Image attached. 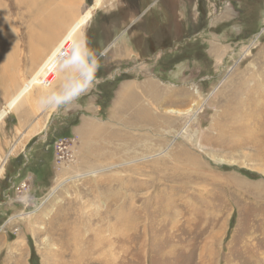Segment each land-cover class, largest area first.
<instances>
[{
	"label": "rangeland",
	"instance_id": "obj_1",
	"mask_svg": "<svg viewBox=\"0 0 264 264\" xmlns=\"http://www.w3.org/2000/svg\"><path fill=\"white\" fill-rule=\"evenodd\" d=\"M133 1L0 0V264H264V0H161L158 34L146 26L147 49L118 64L106 52L124 20L150 21L125 18L148 2ZM59 11L74 58L59 41L41 79L30 39ZM133 78L162 102L140 92L147 110L124 125L70 132L110 121L114 85Z\"/></svg>",
	"mask_w": 264,
	"mask_h": 264
},
{
	"label": "crops",
	"instance_id": "obj_2",
	"mask_svg": "<svg viewBox=\"0 0 264 264\" xmlns=\"http://www.w3.org/2000/svg\"><path fill=\"white\" fill-rule=\"evenodd\" d=\"M99 0H96V5L98 4ZM135 1V0H134ZM132 3V6L135 5L137 2ZM139 3H141L142 0H138ZM147 5L145 8L141 9H132L130 11H124L126 13L125 18H142L143 20H146L147 18L150 19L146 23V25H140L138 27H133V24H136V21H133L131 23H123L122 31L119 30L116 32L115 36L113 37L112 44H110L109 48L107 49V52L109 55L107 58H111L112 61L120 60L118 64L121 63H128L135 58L134 56L140 55V51L144 50L147 47L145 44L148 43L147 37L148 34L144 31V28L146 26L150 25V28H154L151 35L156 36L157 30L155 28L156 24L152 21L153 18L158 19L159 24H162L163 17H166V7L165 4H162V1L160 0V5L162 6L161 9H155L157 6V3H159V0H147ZM127 5V0H126ZM138 3V5H139ZM166 3V2H165ZM128 13V15H127ZM151 14V15H150ZM149 16V17H148ZM138 20V19H137ZM66 19L65 14L61 13L59 11V15H56V13L50 18L49 24L54 25L53 32L50 33L49 29H46L47 26H49L48 22L46 23L45 20L42 21V26L34 27L33 29H37L36 35L34 37H31L30 39V72L35 71V69L40 66L43 61L46 59V57L49 55L52 48L61 40H59V37L61 33L65 31L66 34ZM132 24V25H131ZM46 30V31H45ZM161 33V31H160ZM64 34V35H65ZM54 42V43H53ZM90 51L92 52L94 47L90 44ZM104 53V54H106ZM103 54V55H104ZM93 55V54H92ZM99 57H92L91 63H96ZM37 59V60H36ZM117 62H114V64ZM136 68H139V66H133L129 68V71H135ZM128 72V71H127ZM149 82V81H148ZM146 82V83H140V79L133 78V79H126V80H120L118 81L113 88L112 96L109 100V104L105 109V119L108 118L110 121H96L91 116H80L78 118V122L75 126H73L70 129V132L72 134L81 135L82 129L85 125H120L123 123L122 119L118 116H121L123 111L127 112L128 107L131 109V105L135 106V114L137 115L139 112H142L143 110H147V106L139 104L140 99V92H143L144 94H149L151 96L152 103H160L162 102L161 95L156 92V85L152 84L153 82ZM53 100V99H52ZM76 103V102H75ZM87 107L90 108L91 111H94L95 108L98 106H93L90 102L86 104ZM94 107V108H93ZM93 108V109H91ZM100 109V108H98ZM152 115V114H151ZM154 116H156L154 114ZM114 117V118H113ZM117 118V119H116ZM19 120H23L22 117L19 118ZM116 120H119V123L116 122ZM32 125V124H31ZM121 125H124L121 124ZM44 128V125L42 127L36 125L35 127L30 126L31 133L33 134L30 136L29 140L36 137L38 134L42 133Z\"/></svg>",
	"mask_w": 264,
	"mask_h": 264
},
{
	"label": "built area",
	"instance_id": "obj_3",
	"mask_svg": "<svg viewBox=\"0 0 264 264\" xmlns=\"http://www.w3.org/2000/svg\"><path fill=\"white\" fill-rule=\"evenodd\" d=\"M258 34V33H257ZM256 34V35H257ZM264 35V12H263V17L261 18V27H260V32L259 34L254 38L253 43L260 38V36ZM70 43L64 42L62 45V55H64V57H68L71 55V53L73 52L72 47H69ZM65 63V62H64ZM54 73H50L49 75H47L44 79L45 84L50 87L53 83V79H55V76L52 79V82H50L47 77L52 75ZM63 141L56 143V149H57V153L55 154V159H56V163L58 165H62L63 162H71L72 160V154L69 151V146L63 145Z\"/></svg>",
	"mask_w": 264,
	"mask_h": 264
},
{
	"label": "bare ground",
	"instance_id": "obj_4",
	"mask_svg": "<svg viewBox=\"0 0 264 264\" xmlns=\"http://www.w3.org/2000/svg\"><path fill=\"white\" fill-rule=\"evenodd\" d=\"M237 12V11H236ZM70 15V14H69ZM241 21V20H240ZM74 29H75V25H73V27L65 34V36L63 37V39L61 40V42H59L60 44H62L63 45V43L64 42H67L68 40H69V38L71 37V34H73V32H74ZM258 32V31H257ZM73 35H75V34H73ZM74 37V36H73ZM253 41H254V39H253ZM54 43V42H53ZM59 48H62V46L61 47H59ZM58 48V49H59ZM60 52L62 53V51L60 50ZM48 58L50 59H53V61L52 60H50L51 61V63H53V65L51 66V67H61L60 65L62 64V62H63V56L62 55H57L56 56V58L53 56V51H51V53L49 54V56H48ZM69 58H74V56H73V54H71L70 56H69ZM37 60V59H36ZM55 63H57V64H55ZM42 68H43V64L40 66V70H39V72H38V76L42 79L43 78V75H44V73H45V69L42 71ZM117 80V79H116ZM66 90H67V88L66 89H63L61 92H60V94L54 99V101L55 100H57L58 99V97L60 96V95H62V94H64L65 92H66ZM169 113H171V114H175V112L176 111H173V110H170V111H168ZM193 113L194 112V108L192 107L191 109H189V110H187V114L188 113ZM178 114H180V113H178ZM89 175H94V174H89ZM60 186V184L59 185H57L56 187H55V190H56V188L57 187H59ZM52 193L54 192V190H52L51 191Z\"/></svg>",
	"mask_w": 264,
	"mask_h": 264
},
{
	"label": "trees",
	"instance_id": "obj_5",
	"mask_svg": "<svg viewBox=\"0 0 264 264\" xmlns=\"http://www.w3.org/2000/svg\"><path fill=\"white\" fill-rule=\"evenodd\" d=\"M89 3H90V2H89V0H88V4H89ZM155 39H156V38H155ZM157 39H158V38H157ZM160 42H162V41H160ZM160 42H159V43H160ZM76 124H77V122H76L74 125H76Z\"/></svg>",
	"mask_w": 264,
	"mask_h": 264
}]
</instances>
